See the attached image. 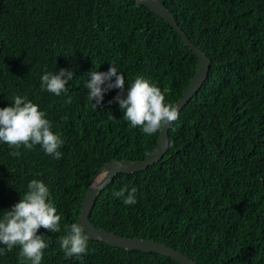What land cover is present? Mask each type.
<instances>
[{
    "label": "trees",
    "instance_id": "obj_1",
    "mask_svg": "<svg viewBox=\"0 0 264 264\" xmlns=\"http://www.w3.org/2000/svg\"><path fill=\"white\" fill-rule=\"evenodd\" d=\"M161 1L210 56L208 77L172 123L162 159L119 173L90 220L122 236L165 243L199 264H264V0ZM198 63L164 18L134 0H0V108L26 97L64 140L59 160L41 145H22L11 156L13 149L0 142V217L32 179L46 184L61 216L60 232L38 229L49 245L41 264H181L90 238L89 254L66 257L58 238L65 224L77 223L94 175L114 159H145L161 132L149 136L131 127L113 99L119 89L94 108L85 87L89 72L114 65L125 77V95L142 76L174 104ZM61 68L74 72L67 94L42 89L41 76ZM123 187L137 189V203L113 196ZM19 252L15 246L0 255V264H20Z\"/></svg>",
    "mask_w": 264,
    "mask_h": 264
},
{
    "label": "clouds",
    "instance_id": "obj_2",
    "mask_svg": "<svg viewBox=\"0 0 264 264\" xmlns=\"http://www.w3.org/2000/svg\"><path fill=\"white\" fill-rule=\"evenodd\" d=\"M73 76V71L63 68L58 73L45 72L41 76V87L57 96L62 92L67 94L66 85ZM89 76L91 78L85 82V87L88 100L94 101L92 106L97 108L105 93L119 89L113 99L124 112L123 118L130 122L131 127H140L144 134L151 136L178 119V107L166 103L161 89L142 76H137L127 86L126 95L125 77L114 65L107 72L91 70ZM45 115L38 105L19 95L14 96V104L0 108V142L13 149L11 156H19L20 152L16 149L22 145L27 149L41 145L47 155L61 159L63 154L59 149L64 140L52 131L53 125ZM109 175L105 170L103 182L97 189L103 187ZM136 191L135 187L130 190L123 187L114 191L113 196L120 198L124 205L131 206L137 203ZM49 195V188L42 180L32 179L19 202L4 211L0 217V244L6 247H0V255L19 246L20 264H41L44 249L49 245L45 237L37 235L38 229L42 227L51 233L61 231V216L57 215L56 208L48 199ZM64 232L58 239L66 257L89 254V237L85 235L82 225L76 222L65 224Z\"/></svg>",
    "mask_w": 264,
    "mask_h": 264
},
{
    "label": "water",
    "instance_id": "obj_3",
    "mask_svg": "<svg viewBox=\"0 0 264 264\" xmlns=\"http://www.w3.org/2000/svg\"><path fill=\"white\" fill-rule=\"evenodd\" d=\"M139 4L145 5L151 11L164 18L189 46L193 53L198 57L199 63L197 71L192 78L189 86L185 90L173 106L178 107V111L192 99L194 94L203 86L208 77V73L212 64L210 56H208L200 47H198L187 35V33L178 24L175 15L161 0H134ZM172 124L161 129L155 150L145 159L130 160L114 159L104 165L93 177L92 182L86 191L82 201L81 211L77 218V223L83 226L85 233L90 239L100 240L109 245L124 248L127 250H141L145 252H156L161 255L169 256L181 264H199L196 260L165 243L154 241L141 237H127L116 234L104 228H99L90 220V213L99 197L100 193L109 185V183L119 173L136 172L146 169L148 166L159 162L167 152L170 145L169 130ZM107 170L110 175L104 182L102 188L97 189L104 179V172Z\"/></svg>",
    "mask_w": 264,
    "mask_h": 264
}]
</instances>
